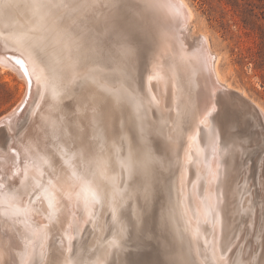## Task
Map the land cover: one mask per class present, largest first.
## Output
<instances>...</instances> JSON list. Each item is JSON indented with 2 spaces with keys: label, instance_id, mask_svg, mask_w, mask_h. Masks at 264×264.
Segmentation results:
<instances>
[{
  "label": "snow or ice",
  "instance_id": "obj_1",
  "mask_svg": "<svg viewBox=\"0 0 264 264\" xmlns=\"http://www.w3.org/2000/svg\"><path fill=\"white\" fill-rule=\"evenodd\" d=\"M170 8L169 0H0V53L18 54L14 64L27 88L6 118L23 178L19 185L0 179V264H130L116 258L153 245L157 259L131 264H264L238 243L258 235L264 249V222L247 236L234 226L239 216L250 218L242 227H255V185L246 168L254 141L244 131L256 128L254 114L218 92L210 101L194 73L180 82L167 51L172 33L161 21ZM14 12L23 23L14 22ZM186 58L181 49L179 59ZM147 59L149 84L171 81L173 106L164 109L171 120L160 111L163 97L143 88ZM33 89L48 108L17 135L27 117L14 118ZM201 111L197 128H207L208 137L197 143L199 132L190 136L181 161L184 131ZM258 135L264 153V120ZM0 154L7 157L2 145ZM259 166L264 188V159ZM85 225L110 237L85 242Z\"/></svg>",
  "mask_w": 264,
  "mask_h": 264
},
{
  "label": "rangeland",
  "instance_id": "obj_2",
  "mask_svg": "<svg viewBox=\"0 0 264 264\" xmlns=\"http://www.w3.org/2000/svg\"><path fill=\"white\" fill-rule=\"evenodd\" d=\"M184 1L192 11L191 36L207 38L229 87L242 90L264 110V0ZM13 20L23 23L15 12ZM148 69L149 59L141 66L143 83ZM26 89V80L15 71L0 69V117L22 99Z\"/></svg>",
  "mask_w": 264,
  "mask_h": 264
},
{
  "label": "bare ground",
  "instance_id": "obj_3",
  "mask_svg": "<svg viewBox=\"0 0 264 264\" xmlns=\"http://www.w3.org/2000/svg\"><path fill=\"white\" fill-rule=\"evenodd\" d=\"M171 4V8L165 10L164 12L161 13V21L162 25L165 29L169 30L172 33V39L167 41V51L170 55H174L176 58V65L178 69V75L180 82L183 84V77L191 72V64L188 61V57L185 60H180V52L181 48L180 46H183L186 42L185 39L191 37V29H190V20L192 19V11L188 7V5L185 3L184 0H169ZM163 18V19H162ZM164 21L167 22V26H164ZM200 40L195 41L194 44V49L191 51L190 56H192L193 60H198L201 59V63L203 64V68L205 67V70H208V75L209 78H211L213 81L218 82L219 84L227 87V88H232L229 87V84L226 82V80L221 76L219 67H218V62H219V57L215 55L211 49L209 42L205 36L200 35ZM0 56H11L8 53H0ZM14 58V57H13ZM14 58L12 61H9L5 63L3 60H0V69L4 70L9 68L10 70H13L18 74V76L23 77V72L22 70H19V66L14 64ZM149 66L150 69H148L147 72V77L144 80V90L147 91L149 88H151L152 94L156 95L158 98L163 97L162 103H161V113L168 117L170 120L174 118V113L170 112H165L164 109H170L173 106L172 103V98L170 101V93L173 96V91H172V86H171V81H169L168 86L165 88V86L161 83H157L155 81L151 82L149 84L148 77L151 75L152 72V65L151 61L149 59ZM184 80V79H183ZM209 79L206 85H208ZM204 86V84H203ZM203 90V89H202ZM244 96V92L242 90H239ZM27 92V89L25 91V94ZM22 97V99L6 114L0 117V124L3 125V128L0 130V145L4 147L5 152H7V157H5L3 154H0V179H2L5 175L7 177H11L12 179L8 181L11 184L14 185H19L20 180L23 178V173L22 171H19L22 169V157L21 160H17V156L20 155V149L17 146L16 151H10L9 149L11 148L10 144V135L8 132V124L10 123L6 118L9 113L13 111V109L18 108L20 105L21 101L25 97ZM36 101H39L40 107H36ZM48 101H42L40 100L39 96L36 95L35 89H33V93L31 96H29V102L28 106L24 109L23 112H21L18 116L14 118L15 120H21L24 117H27L26 120H24V125L18 130L17 135L20 133L24 132V128L27 127L29 129L35 127L36 124L40 123V116L43 115L47 108H48ZM256 103V102H255ZM65 105L71 104V101L65 100L64 101ZM183 106V102L181 103ZM256 105L259 107L260 111L262 112L264 116V110L260 107L258 103ZM209 108H211V105H208ZM35 110L37 112L36 116H31L30 113ZM203 112H196L192 115L191 117V125L184 131L183 134V147L179 149V155L181 158V161L183 160L184 156V151L189 147V137L192 135L197 134L199 132V135H197V143H200L201 137L203 136L205 140L208 137L209 130L207 128L201 127L200 129L197 128V125L199 123V120L202 118ZM13 121V122H14ZM170 130L166 129L165 134L167 135ZM253 146V145H252ZM175 159V157H173ZM239 166V162H238ZM181 168H177L175 172V177H179L181 175ZM33 173H29V176L31 177ZM195 179V174L194 170L192 168L189 169L188 172V180L189 182L191 180ZM29 183H31V180H29ZM190 187V184H189ZM37 206L39 207H46V205H43L40 201H37ZM36 220L40 222H44L40 217H35ZM105 221H110V217H103L102 218ZM250 218L249 217H236V222H235V228L237 230V233L247 236L249 232H255L259 233L258 231V219L254 215L252 219H254L255 227L253 228H248L245 229L242 227L244 224L248 222ZM178 228H182L183 225L182 223L176 224ZM100 236H105V237H110V233H93L91 225H85V230L84 233L82 234V239L85 242H98ZM255 242L257 244V252L261 250L260 244L258 242V235L256 236H248L247 240H240L238 241L239 244H244L245 248L247 249L248 247L251 248L255 245ZM264 253V251H263ZM236 250H234L230 255L235 256ZM121 257H117L116 260L118 261ZM258 259V258H257ZM258 260H264V255L263 257L259 258Z\"/></svg>",
  "mask_w": 264,
  "mask_h": 264
},
{
  "label": "water",
  "instance_id": "obj_4",
  "mask_svg": "<svg viewBox=\"0 0 264 264\" xmlns=\"http://www.w3.org/2000/svg\"><path fill=\"white\" fill-rule=\"evenodd\" d=\"M163 19V18H162ZM164 26L167 24L166 21L163 20ZM167 26V25H166ZM201 36L198 37H189L185 39L183 46H180L181 49H183V52L188 57V61L191 64V72L190 74L187 73L182 81L183 83H186L187 80L193 76V73L195 74L194 77V83L196 86H198V91L202 94L208 96L209 100L211 101V93L218 92L221 96H227L230 97L233 101H235L237 104L244 106L245 110L249 113H253L254 116L251 120V124H255L256 128L253 129L251 125H247L244 129L245 132H247L249 135L253 136V146H252V152L250 154V157L247 160L246 168L248 172V177L252 181V183L255 185L253 188V196L252 199L255 202V216L258 219V231L260 229V225L262 222H264V208L260 207L261 203L264 202V188L260 187V179L262 170L260 168V161L261 159H264V153L260 151L259 147V135H258V129H259V122L260 120H264V116L262 112L260 111L259 107L256 105V103L250 99L247 96H244L238 89L235 88H227L221 84H219L216 81H213L211 78H209L208 70H205V67L203 68V64L201 63V59L193 60L192 56H190L191 51L194 49L195 41L200 40ZM209 79V83L208 82ZM204 84V86H203ZM203 89V90H202ZM170 95V101L173 97ZM181 103L184 102V98L181 97ZM211 105V103H209ZM212 106V105H211ZM3 127H0V130ZM158 214V206L157 209L153 212L152 216L149 219L150 226H155L156 217ZM176 228V224L174 225ZM250 252H257V244L255 242V245L251 248H247ZM264 249H261L258 253V259L263 257ZM123 259H126L130 262L134 261H144V262H150L158 258V248L153 245L149 247L148 249L144 250L141 253H133L130 255H126L124 257H121Z\"/></svg>",
  "mask_w": 264,
  "mask_h": 264
}]
</instances>
